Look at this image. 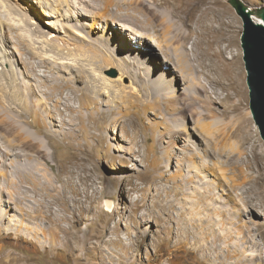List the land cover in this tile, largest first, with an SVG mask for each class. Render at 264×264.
I'll return each instance as SVG.
<instances>
[{"label": "rangeland", "instance_id": "374dc122", "mask_svg": "<svg viewBox=\"0 0 264 264\" xmlns=\"http://www.w3.org/2000/svg\"><path fill=\"white\" fill-rule=\"evenodd\" d=\"M64 1H68L69 5L65 3L57 6L60 4L58 0H31V5L23 1L22 5L29 16H20H24L28 23L22 25L23 31L19 28L21 30L17 32H8L7 29L4 43L8 51L2 58L5 59L7 55L6 60H14L17 69L14 74L22 72L19 79L21 85L29 86L31 82L28 81L30 78L24 77V71L28 69L26 65L31 64V61L37 68L33 72L34 76L31 75L35 84L45 82V78L50 81L58 74L59 68H55L56 63L52 61L49 65L42 64L39 58L26 53L24 45L20 46L21 51L14 58L13 52L20 44L17 38L19 33L23 34L24 39L35 38L32 42L35 41L36 46L57 56L58 51L45 43V36L40 38L34 35L36 26L48 32L47 27L50 29V25L55 22V25L59 24L55 27L63 29L62 32L63 26H69L73 29V35L83 33L85 39L98 42L104 36L112 41L114 33L115 40H119L122 25L124 27L129 22L126 17L117 14L120 21L119 24L115 23V16L110 17L108 8L101 12H105L109 20L108 17L100 19L97 13L100 10L93 8V4L105 5L101 0L60 2ZM113 1L122 3L123 0ZM127 1L124 8L132 16L134 14L141 18L133 23L142 34L155 39L153 43L151 41L153 46L157 44L156 38L166 45V36L169 35L167 39H176L175 47L185 56L189 53L194 65L197 64L194 59L201 57L204 49L209 51L215 63L209 65V70L199 68L198 74L205 88L199 85L201 91L187 98V93L183 92L190 82L187 81L185 85L181 83L183 79L179 71V81L178 76H172V73L167 77L172 76L173 83L165 82L164 79L153 80L159 76L153 77L152 71H162L160 66L156 68L158 61L174 66L164 61L163 47L150 50L138 46L134 43L136 36L130 31H123L122 40L125 39L123 43L127 46L122 47L120 42H114L109 52L116 51L115 57L118 59L132 60L138 68H144L139 71L140 78H136L131 86L133 94L129 91L122 93L119 87H108L102 82V78H117L123 69H119V65L101 70L90 68L88 62L80 61V65L88 70L83 74L77 68L70 70L64 67L65 72L60 74L71 78V85L77 91V95L65 92V96L71 98L75 113L64 110L67 123L63 121L61 125L58 115L53 122L49 120L48 123H53L48 125L53 133L51 137L44 131L39 134L34 127L27 128L36 138L40 137L50 157L42 158L44 154L30 145L28 147V144L26 148L15 151L22 156L25 154L24 157H39L47 164L45 177L53 181V192L49 191L48 200L57 203L55 199L59 200V194L63 192L64 209L69 205L74 215L69 213L68 216L79 220L73 230L76 234L73 242H82L86 238L90 244L74 253L66 252L60 259L57 253L63 250L61 244L52 251V255H48V243L42 248L36 241L28 239L27 232L35 229L40 232L41 239L48 242L52 225L47 217H43L48 207H43L44 191L41 183L38 184L37 196L34 195L35 185L27 184V199L30 198L31 202L25 201V212L14 204L10 207L6 202L9 201L8 196L2 200V252H12L27 258L30 264H78L76 258H82L83 264H264V140L250 109L248 74L241 41L244 25L235 9L237 3H243L256 11L264 8V0ZM52 6L53 10L57 8L56 11L63 14L72 10L77 17L74 16L72 22L71 19L57 20L50 17ZM73 6H77L76 9ZM109 8L115 10L111 14L118 13L116 6ZM88 9L96 12L93 13L94 17ZM82 10L87 17L78 16L84 15ZM0 13L1 17H6L4 12ZM165 20L170 22V29H167ZM83 23L85 28L81 27ZM179 29L189 36L185 43L179 38ZM2 32L0 26V37ZM63 36L67 37L66 34ZM79 40L84 41L81 38ZM130 44L134 52L127 49ZM141 48L142 54L136 56L135 52ZM62 55L64 58L69 56L65 53ZM127 68L124 67L125 70ZM7 70H10V65ZM113 71L117 73L116 77L112 76ZM149 77L151 79L148 81ZM130 80V76L125 77L122 84L129 85ZM41 89L35 93L36 96L31 95L42 98L48 102L49 108H54L47 99L45 88ZM86 89L90 95L83 100L82 105L80 98H83ZM86 104L95 112L93 120L87 118ZM81 112L86 117L82 121L75 120L74 139L70 144L71 141L60 134L63 131L61 128L70 129L72 126L66 125L70 124V117L76 118ZM27 120L31 122L32 118L28 117ZM6 131V127L0 128V170L4 168L14 178L16 174L11 171L12 157L9 156L8 161H5L7 146H10L14 136ZM72 155L76 157L73 163L68 159ZM56 156L60 157L59 160H56ZM238 156L252 162L249 169L245 163L242 165L244 171L241 175L232 165L233 159ZM13 157H16V166L23 163L19 162L21 157L18 154ZM39 168L43 166L40 164ZM73 171L74 174H70ZM3 183L6 184L0 175L2 189L5 188ZM11 191L17 195L14 189ZM57 204L50 206L54 207L55 214L60 215L62 212L59 208H63ZM8 229L11 234L7 232ZM44 230L47 237L43 234ZM62 236L61 233L60 240ZM16 241L21 244L16 245ZM93 246L96 249H92Z\"/></svg>", "mask_w": 264, "mask_h": 264}, {"label": "bare ground", "instance_id": "6f19581e", "mask_svg": "<svg viewBox=\"0 0 264 264\" xmlns=\"http://www.w3.org/2000/svg\"><path fill=\"white\" fill-rule=\"evenodd\" d=\"M23 1L26 2L28 5L29 4L31 5V3H30L31 0H0V11L4 12L5 13L4 15L6 16L5 17L6 19H5V18L1 17L2 13H0V26H2V29H3V32H2L3 34L0 37L1 38V42H0V54H1L0 55V128L6 127V130L9 131L14 136V138H12V141H11L12 144L10 142V146H7L8 149H6V152H5L7 154L5 161H8V159L10 158L9 156L12 157V160L10 159L11 164L13 166V169L11 171L14 174H16V177L13 178V176H11L7 170H4V168H2L0 170V175H2V177L4 178L5 183H6L5 185L3 183V185L5 186L4 189H2L3 186L0 185V206L2 204L3 198H5V196H8L9 201H6V202H8L10 204V207H11V204H14L18 209L25 212V209L23 206L24 203H26L25 201H27L28 203L31 202L30 198L27 199L28 193H29L27 184H29V185L33 184V186L35 185L36 191H34V195L37 196L39 193L38 184L41 183V185H42L41 187L43 188V191H44L43 197H44V205L45 206H43V207L45 209H47V207H48V209H47L48 211L45 213V215H43V217H47L50 220L51 225H52V227H50L51 228L50 235H49L50 239L48 238L49 239L48 242L46 240L44 241L40 237V232L35 231V229L33 231L30 230L29 232H27L26 237L28 239L36 241L38 244H40V246L42 248H43L44 244L48 243L49 249L46 250V254H48V255H52L53 254L52 251L54 249H57L59 244H61V246L63 247V250L60 251L59 253H57V257L62 259L66 252L70 251V253L71 252L74 253L77 250L85 249L86 244H90V241L85 238L84 241H82V242H79V241L73 242V240L76 239V234H75V232H73V230L76 227V225L79 223V220H74L73 219L74 216H72V218H70L68 216L69 213L74 215V210H70L71 207H69V205L64 209L65 198H64L63 192H61V191H60L61 194H59V200L56 198L55 201H57V203H59L61 208H63V209L59 208V211L62 212V214L61 213H60V215L58 213L55 214V212H54L55 209L53 206L58 205V204L54 201L53 202L51 200L49 201L47 198L49 191L53 192L52 188H51V187H53V181L48 180L45 177V172L47 173V164L43 163L41 161V158H39V157L37 158V157H34L33 155H26L24 157L25 154L22 156L21 153H19V152L16 153L15 150L26 148L25 146L28 144V147L30 145L33 148L38 149L40 153H43L44 156L42 158L50 157L48 151L45 149L43 141H41L39 139L40 137L36 138V135L30 133L27 128L28 127H34V128H36V130L39 134H41V131H44L45 134L50 135L49 137H51V136H53V133H52V130L48 127V125L51 122H53V120L56 118V116L58 115L59 117H61V120H60V125H61V123L66 120L65 117L67 116L66 114H63L64 110L69 111L70 113L71 112L75 113L76 110L73 109V106L71 105V102H70L71 98L66 97L65 92L70 91L73 95H77V91H76V88H74L71 85V78H67V77L63 76V74H60L63 71L65 72L64 67H66L67 69H70V70L77 68L83 74V72L86 69H85V67L80 65V61L88 62V65L90 66V68L93 67L94 69H101V70L110 69L111 67H113L115 65H119V67H120L119 69H121V67H123V69L119 72L118 77L117 78H110V77L109 78H107V77L102 78V82H104L107 86L108 85H110V86L115 85L116 87H119L122 93H124L125 91H129L130 93L133 94L134 89H132L131 86H132V84L134 85L136 78H140V72L139 71L141 69L144 70V68H142V67L138 68V66H136V63L133 62L132 60H128L126 58L118 59L117 57H115V54L117 53L116 51H115V53L109 52V50H110L109 47H111L114 44V42L115 43L120 42L119 43L120 46L123 47L125 45V47H126L127 46L126 43H123V41H125V39L122 40L124 37L123 31H127V32L130 31L132 33V35L134 33V35L136 36L137 39H136V42H134V43H136L138 46L144 47L145 49L148 48L150 50L153 49V47L159 46L160 49H161V47H163L164 49L162 48V51H163L162 54L165 57L164 61L171 63L174 66V68H173L172 66L165 64V62H163V61L161 62V61L157 60L158 62L156 64V68L158 65L162 68V71L159 72L160 75H159V73L152 71L153 77H156L157 75L159 76L158 78H155L153 80L156 81V79L157 80L164 79L165 82L173 83L174 79L172 80V76H175V77L178 76V81H179V74L177 73V71H179L181 74V77L183 79L182 82H181V80H180V82L183 83L184 85L186 84L187 81H188V83L190 82L189 86L186 89H184L183 93H187V95H186L187 98H192V95L194 93L201 91V88L199 87V85L203 86L205 88V86L202 84V82L200 81L199 76H198V74L200 73L199 68L209 70V65H211L215 62L213 61V58H212L211 54L209 53V51L204 49L202 54H201V57L199 56L197 59L196 58L194 59V62H197V64L194 65L191 62L192 60H190L189 53H186V56H185V54H183V52H181L179 48L175 47V40L176 39H174V38L167 39L169 35L166 36V41H165L166 45H162L161 41H159V38H156L157 44H155L153 46L151 44V41L153 43V41H155V39L152 40L153 38L151 36H146V35L142 34L143 32L141 33L137 29V27H135V24L133 23V21L138 22L139 19H141V18L136 17L134 14L132 16V14L129 11L127 12V10L124 8V5H126V2H128L127 0H123L122 3L121 2L116 3L114 1L111 2L112 0H110V1L101 0L105 3V5H100V4L98 5L97 3H95V1H97V0H95L94 1L95 4H93V8H98V10H100L97 12L100 19L108 17L104 11H103L104 13L101 12L103 9L108 8L107 10L109 12L110 17L112 18L113 15L115 16V18H113L115 23L119 24V21H120L119 15H117V14H121L122 15L121 17L124 16V17H126V19L129 20V22H126L127 23L126 26L123 27V25H122V33L118 34L119 38L117 37L119 40H115L114 36L116 34L114 33L111 37L112 41L107 40V38H105V36H104V38L98 39V42H97V40H93V41L91 40L92 41L91 42V41L87 40V38L85 39L86 36L82 35L83 33L82 34L77 33L76 36H75V34L73 35L72 34L73 32H71L73 29L70 28L69 26H63L64 32H62L63 29H61V28L59 29V27L58 28L55 27V26L59 25V24L55 25V22H53L51 24L52 26L50 25V29H49V27H47L48 32H46V30H43L44 28L41 29L40 27L36 26L34 28V35H36V37H40V38L42 36H45V38H46L44 40L45 43H47V45H49L52 50L58 51L57 56H56L54 53L51 55L52 52L51 53H48L47 51L44 52V50L41 47L36 46V44L34 43L35 41L32 42L35 38H30L29 40L24 39L23 34L19 33L20 35L18 34L17 38H18V41L20 44L17 41H15L19 44V47H17L16 51L13 52L14 58L15 57L17 58V54L21 51L20 46L24 45L25 50L27 51L26 53H28V54L30 53L36 59L39 58L43 62L42 64H48L49 65L50 64L49 62L52 61L53 63H56L55 65L57 67H55V68H59V71L56 69V72L58 71V74L53 76V78L50 79V81H48V79L45 78V82L40 83L41 84L40 85L37 83L35 84L33 82V79H32L34 76L33 72L37 68H35V65L32 64L33 63L32 61H31V64L26 63L27 64L26 66L28 67V69L26 71H24V77L27 79L30 78L28 81H31V82H30L29 86L21 85V83L19 82V79H20V75H22V72L18 71L16 75L14 74L15 71H17L14 60H10V59L6 60L8 58L7 55H6L5 59L2 57L5 53V51L7 50V48H6L7 46L4 43L5 39L7 38L6 37L7 36V29H9L8 32L9 31L14 32V31L18 30L19 28H21L23 31L24 26H22V25L24 23H28L27 19L24 18V16L23 17L20 16V14H23L25 16H29V15H27L26 7H24V5H22V4H24ZM58 1L59 2H57V3H60V4H56L57 6L63 5L65 3L68 4V1L67 2L64 1L63 3L60 2L61 0H58ZM39 4H38V6H39ZM111 6H114V7L116 6V8H117L116 10L118 13L111 14L113 11H115L114 9L110 10L109 7H111ZM73 7H75V6H73ZM76 7H75V9H76ZM32 8H33V5H32ZM53 8L54 7L52 6L51 9L53 10ZM70 8H72V7L70 6ZM86 8H88V7H86ZM56 10H58V9L55 8L53 10V12H50L51 13L50 17H54L57 20L58 19H63V20L69 19L70 20L71 19V22H72L74 16H76V14L74 15L72 13V10L70 12L69 11L65 12V13L69 12L68 14H65V13L63 14L62 12L60 13L59 11H56ZM25 11H26V13H25ZM85 11H86V9H85ZM82 12H84V11L82 10ZM88 12L89 13L92 12L91 14L96 13V12H93L92 10L90 12L89 9H88ZM82 14H84V15L79 14L78 16L84 17V18L87 17L85 12ZM93 17H94V14H93ZM32 19H34V18H32ZM254 19H255V17H254ZM57 20H56V22H57ZM107 20H109V17ZM255 20H257V19H255ZM165 23H166L167 29H170L172 27L170 25L169 21L167 22V20H165ZM83 25H84V23L82 24L81 27H83ZM92 25H94V24L92 23ZM150 25H151V23H150ZM88 26H89V24H88ZM88 26L86 28H88ZM91 27H93V26H91ZM98 27H101V26H98ZM83 28H85V27H83ZM21 29H19V30H21ZM31 29H33V28H31ZM120 29H121V27H120ZM5 31H6V35L4 37ZM154 31H156V29ZM55 32H58V34ZM89 32L91 34V31H89ZM59 33H64L63 35L66 34V36L68 38L67 37L64 38V36L59 34ZM12 34H14V33H12ZM178 35H179V38L183 41V43H185L189 39V36L187 35V33L183 29H179ZM72 36H75V38H73ZM76 37L78 38V40H76ZM10 38H12V37H10ZM79 38H81V40H84V41H80ZM94 39H96V38H94ZM9 40H11V39H9ZM84 42H86V43H84ZM30 43L32 44V46ZM131 43H133V42H131ZM167 43H168V45H167ZM127 49L129 51L134 52L131 44H130V46H128ZM59 52H60V54H58ZM62 53L68 54L69 55L68 58H64ZM6 54H7V52H6ZM135 54H136V56L141 55L142 54V48L139 51L135 52ZM148 56H149V54H148ZM34 58H33V60L35 61ZM22 59H23V57H22ZM231 59L234 60V58H231ZM25 60H27V59H24V61ZM207 61L209 63H207ZM46 62H48V63H46ZM9 65H10V70H7V66H9ZM40 66H41V64H40ZM124 67L125 68L128 67V68L125 70ZM52 68H54V66ZM11 69H12V74L9 75V71L11 73ZM29 71L30 72L32 71L31 72L32 74H29ZM86 71H88V70H86ZM171 73L173 75L170 78H168L167 76H169V74H171ZM31 75H33V76H31ZM43 76H45V74ZM128 76H130V79H131L130 84L125 86L122 83H123V80L125 79V77H128ZM149 79H151V77L148 78V81H149ZM40 80H42V79H40ZM213 83L215 84L216 82H213ZM42 87L45 88V94L47 95V99L49 101H51V103H53L52 106L54 108H49L47 106L48 102L46 103L45 100H43L42 98H39V97L35 98L34 97L36 92H39L40 90H42L41 89ZM129 88H131V89L129 90ZM42 93H43V91H42ZM8 94H10V96H8ZM31 94H34V95H31ZM43 95H44V93H43ZM46 95H44V98H46ZM89 95H90V91L86 89V92H84V94H83L84 99L80 98L82 105H83V103H82L83 100H85L86 97H89ZM75 99L78 100L77 98H75ZM90 100H91V98H90ZM62 106L64 107V109L62 108ZM89 107L90 106L86 104L85 108L88 111L87 118L90 120H93L95 117V112L92 111L91 108H89ZM28 117L32 118L31 122H29L27 120ZM84 117H86V115L83 112L79 113L76 118H73L71 116L70 119H72V120H71L70 124H66V125L72 126V127L70 129L61 128L63 131L60 132V134L66 140H70L71 141L70 144L73 142V139H74L75 130H74L73 126L75 127V120L82 121ZM49 120H51L50 123H48ZM65 123H67V121H65ZM71 123H72V125H71ZM51 124H53V123H51ZM64 124H62V126ZM7 131H6V133H7ZM0 139H1V136H0ZM1 150H2V148L0 149V151ZM13 150L15 153H13ZM36 153H38V151ZM15 154H18L19 157H21V159H22V160L21 159L19 160L20 163L23 162L20 166H19V164H18V166H16L17 164H16V161L14 158H16L17 156L13 157ZM59 158L60 157L56 156V160H59ZM68 159H71V162L73 163L75 161L76 157L73 156L71 158L69 157ZM24 161H26V162H24ZM35 162L38 163L37 164L38 166L34 164ZM244 163L246 164L248 169L251 168L252 162L248 158L243 159L240 156H238L237 158H234L232 161L233 167H235V169H237L240 172L239 175H241L244 171L243 167H242V165ZM40 164L43 166V168H39ZM64 166H66V165H64ZM68 169H70V168H68ZM70 174H74V171L70 172ZM69 182H70V180H69ZM6 185H8V186L6 187ZM11 189L12 190L14 189V191L17 195L13 194ZM75 192L78 193V190H76ZM232 198L234 199V196H232ZM47 201H49V204H47ZM236 201H238V200H236ZM9 204H8V206H9ZM69 204H70V202H69ZM245 204H244V206H245ZM50 205H53V206H50ZM249 205H250V203H249ZM221 212H222V210H221ZM48 213L50 214V216ZM22 216L21 217L24 218V214H22ZM14 217H16V216H14ZM2 218H3V216L0 212V220ZM15 221H17L16 218H15ZM249 225L253 226L251 224H249ZM7 232H9L10 234L12 233L10 229H8ZM0 233H1V230H0ZM41 233H42V230H41ZM45 233H47L46 230H44L43 234H45ZM61 233L63 234V236H62V239L60 240V234ZM53 234H54V236H53ZM15 235L17 236L18 233H16ZM226 235H228L227 232H226ZM45 236L47 237V234H45ZM10 239H13V238H10ZM20 244H21L20 241H16V245H20ZM92 249H96V246H93ZM2 251H3L2 248H0V264H30L29 263L30 260L27 258H24L22 256H19L17 254L12 253V252L5 253V251L4 252H2ZM82 260H83L82 258H76V261L78 264H83Z\"/></svg>", "mask_w": 264, "mask_h": 264}, {"label": "water", "instance_id": "95a60500", "mask_svg": "<svg viewBox=\"0 0 264 264\" xmlns=\"http://www.w3.org/2000/svg\"><path fill=\"white\" fill-rule=\"evenodd\" d=\"M235 9L244 25L241 41L248 74L250 109L264 140V8L253 11L243 3H237ZM112 76L116 77L117 73L113 71Z\"/></svg>", "mask_w": 264, "mask_h": 264}]
</instances>
